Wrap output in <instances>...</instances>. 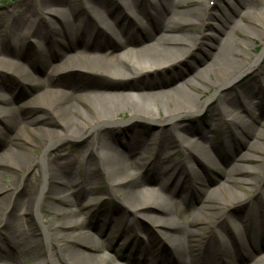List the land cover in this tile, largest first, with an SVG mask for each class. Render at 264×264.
Returning <instances> with one entry per match:
<instances>
[{
  "label": "bare ground",
  "instance_id": "bare-ground-1",
  "mask_svg": "<svg viewBox=\"0 0 264 264\" xmlns=\"http://www.w3.org/2000/svg\"><path fill=\"white\" fill-rule=\"evenodd\" d=\"M192 1L34 0L31 8L30 3L23 12H13L12 19L0 17L1 44L6 37L2 31L13 35L11 43L0 47V66L12 71L24 89L27 86L25 95L19 92L7 99L0 93V225L5 233L0 234V264H21L20 254L26 264H264V168L259 167L264 161V122L256 128L241 114L224 120L235 102L236 108L242 106L238 96L226 99L221 94L228 86H237L246 97L258 91L251 82L240 81L247 76L254 81L253 73H264V26L259 27L260 53L246 55L237 48L247 47L239 39L253 38L247 27L258 28L254 16L264 18V8L256 0H215L220 14L213 16L179 8ZM211 17L217 34L200 35V43L208 48L196 55L197 37L190 35L189 27ZM110 35L116 40L113 48ZM29 41L39 47L35 60L45 72L41 77L32 70L36 48ZM189 56L194 64L187 71L192 73L182 82L176 83L177 75H172L158 84L164 86L159 89L110 91L134 77L142 87L141 81L165 71L159 67L171 69ZM49 57L57 63L53 65ZM260 83L264 85L263 80ZM208 84L213 92L200 100L194 92ZM21 96H29L24 114L18 112ZM162 102L168 108L161 111ZM150 104L158 109L156 115ZM122 109L130 122L124 126L125 141L115 143L111 136L121 128L117 115ZM197 112H207L213 126L223 125L226 142L240 137L227 168L215 164L214 157L221 152L209 137L213 128L196 129L181 121L183 115ZM141 120L150 122V130L137 126ZM66 138L78 141L75 157L64 155ZM150 152L153 160H145ZM177 152L181 159L172 163L169 156ZM194 154L219 173L224 201L197 185L198 174L188 162ZM36 166L45 171L39 184L21 175L1 185L2 169L25 172ZM147 174L148 180L143 178ZM102 182L111 195L109 203L95 196ZM18 188L20 195L13 196ZM183 191L192 196L191 208L212 216L205 229L199 217L179 222L182 212L177 213L174 197ZM91 203L106 205L91 212ZM238 203L247 204L246 215L232 218L217 210H232ZM10 206H24L26 214L33 213L40 225L36 230L47 235L45 246L37 248L32 238L36 230H18L21 218L14 210L5 213ZM48 215L56 222H47ZM136 215L158 229L160 242L165 243L160 256L155 255L156 237L144 231ZM115 231L116 243L133 231L129 247L133 255L141 256L115 260L105 252Z\"/></svg>",
  "mask_w": 264,
  "mask_h": 264
},
{
  "label": "rangeland",
  "instance_id": "rangeland-1",
  "mask_svg": "<svg viewBox=\"0 0 264 264\" xmlns=\"http://www.w3.org/2000/svg\"><path fill=\"white\" fill-rule=\"evenodd\" d=\"M157 1V0H153ZM258 2V7L259 8H264V0H256ZM31 3V5H30ZM34 0H0V17L3 16L5 14L6 17H9V19H12L13 17H15L13 12H23L25 9V5H30L33 6ZM221 7L226 8L224 4H221ZM180 9H185V8H195L197 9V11L199 12H208V15L211 13L212 16L213 14H220L219 11V7H217V5H215V0H201L200 2L197 0H193L192 2H189L188 4H182L180 7ZM17 18V17H16ZM133 19V17H131ZM255 21L257 22V24H260L258 26V28L256 26L253 25H248L247 30L249 31V33H252L253 38H240L239 40L241 42H243L244 44L247 45V47H238L237 49L246 55H250V54H254V53H260L263 45H262V36L260 35L259 31L261 27L264 26V18L260 15L258 16H254ZM17 21H19V19H17ZM135 21V19H134ZM213 22H215V20L213 19V17L207 18V19H203V20H197V24L189 27L188 32L190 33L191 36H193L194 38L197 39L196 41V55H200V52L206 50L208 47L206 45H202L200 43V35L202 36L203 34H206L207 38L211 35V34H217V32L215 31V27H213ZM140 23L143 24V26L146 27V29H148V26L146 25V22L141 21ZM217 23V22H216ZM215 23V25H216ZM210 24V25H209ZM141 27V26H140ZM260 27V28H259ZM139 31V30H138ZM141 31V28H140ZM2 33L6 36L3 37V41L1 44L0 41V46L1 48L6 47L7 46V42L11 43V39L13 38L12 33L9 30H5L2 31ZM232 36L237 37V35H234L232 33ZM15 37V36H14ZM110 37H112L110 35ZM2 37H0L1 40ZM17 39V38H16ZM10 40V41H9ZM30 43H32V45L34 44L32 41H29ZM115 38L110 41L109 46H111L113 48V46H115ZM34 48H36L34 51H32V70L33 72H35V74L39 77L44 75V71L43 69L41 70L40 67H38L37 65V57L36 54L37 50L39 51V47H37V44H34ZM3 53H7L6 49L3 51ZM36 58V60H35ZM9 60V59H8ZM14 60H19V59H14ZM34 60L36 62H34ZM50 62L55 65L57 63V59H53L51 57H49ZM188 61L186 62H180L178 64H176L173 68L171 69H167L164 67H159L160 70H165L164 72L162 71H158L156 72V74L152 75L151 79H146V83L145 81H141L143 86L141 87L139 82V78H132L133 81H125L122 84H118L116 87H112L110 88V91H127V92H138V91H147V90H154V89H159L161 86L159 87L158 84L166 81L167 78H170L172 75H177L176 83L182 82V79H184L185 77H187L188 75H190L192 73V70L190 69L189 71H187L189 64H194V60L193 57L189 56L187 59ZM20 62V61H18ZM22 63L24 64L23 60ZM29 64V62H27ZM0 93L4 98H13L15 96H17L19 94V92H21L22 94L25 95V91L27 89V86H25L26 88L24 89L23 86H21L19 84V80L17 78V76H15V74L12 73V71L8 70L7 67L4 66H0ZM81 73V71H79ZM180 75V76H179ZM207 75V74H206ZM205 74L203 75V77H205L206 79L210 78L206 76ZM256 73H253L254 76V81L250 80L249 76L244 77L241 81L240 84H244L247 82H251L250 86L253 87L254 89H257L258 91H256V93H253L252 95H250L249 97L241 94V91H238L239 88L237 86H228L226 88H224L221 92V94L225 95L226 99H235V97L238 96V98L240 99V106H242V110L240 108H236V102L233 104V107H230L232 111V114L230 115V117L228 119H224V120H229V119H233L235 116H237L238 114L243 115V117L248 120L254 127L256 128H261V123L264 122V85L260 83V85H257V82H261L262 80L264 81V73L262 72L259 75H256ZM208 81V80H207ZM148 83V84H147ZM256 85V87H255ZM148 86H152V87H148ZM203 89L201 90H197V92H194L198 98L200 100H203L204 98L208 97L212 92H213V85H207V86H203ZM193 91V90H192ZM29 102V96H24V97H20V101L18 102L20 104V108L18 109V112L21 114H24L25 112H27V109L30 104ZM162 107L160 108V110H164V108H168L167 105L164 104V102L161 103ZM150 109L153 111L152 114L156 115L158 113V109L156 110L155 106L153 104H150ZM80 110L83 111V113H85V115H88L89 118H91V115L89 113V111H87V109L85 108H81ZM160 111V112H161ZM202 112H197L196 116H194V114H185L181 117V121L189 126H194V128L197 129V127H200L202 125H206L208 127L213 128V132L209 134L210 139H212V141H214L215 143H217L218 145V150L221 152L220 155L215 156V164H217L218 166L221 167H228L233 161H231V157L229 156L231 151L234 150V147L237 146V140L240 139V137L238 136L237 140H235L234 138L232 140H228L226 139V134L223 132V125H221L220 123L216 124L215 126H213L214 124L212 123V121L210 119L207 118V112L201 114ZM117 118L119 120H122L121 123V128L116 130L113 134H112V138L114 139V142L116 143H123V141H125L126 139V134H125V128L124 126L129 123L130 121L129 119V114L127 113L126 110L122 109L120 110L119 114L117 115ZM141 124L137 126H141L142 129H146V130H150V122H147L145 120H141L138 121ZM231 121H228V124H230ZM196 126V127H195ZM224 126H227V124H224ZM152 129V128H151ZM262 129L264 130V127H262ZM153 130V129H152ZM236 130V129H235ZM151 132V131H150ZM25 135H29L28 132L24 131ZM87 134V133H86ZM239 134V133H238ZM148 135L146 134L145 136H143L144 138H140L141 142L144 143V140L146 139ZM33 138V136H32ZM77 142L75 139H71V138H66L64 140V142L62 143L63 146V152L64 155L67 156H74L75 157V149H76V145ZM20 146V145H19ZM262 149L264 150V142L261 145ZM170 150V149H169ZM229 151L224 153V151ZM172 151V150H170ZM38 152V151H37ZM36 153V152H35ZM146 159L148 161L153 160L154 158V154L153 153H147V155L145 156ZM264 157V154L263 156ZM170 160L172 161V163L175 162V160H179L181 159V155L179 152H177L174 155L169 156ZM7 156L3 157V160H7ZM188 160V159H187ZM190 160V161H189ZM188 160V162L190 163V165L192 166V168L195 169V171L198 174V186L200 187H205L207 189L213 190V195L214 196H218L219 198H221V200L223 199V193L222 191L218 188L219 183H222L221 178L219 177V173L216 171L215 168L213 167H208L207 165H205V163L202 161L201 158H199V156L197 154H194V156L190 157ZM237 163H241V164H248L245 161H237ZM261 168H264V161L261 162L259 164ZM92 168V166L90 167ZM3 172V176H2V182L1 185L2 186H6L9 185V180L10 179H17L19 176H23L25 180L31 181L33 184H39L40 182L43 181V175L45 173L44 169L41 168L40 166H36V167H32L29 170L25 171V172H21L18 170H11V169H7L4 168L2 169ZM188 174L191 173V170L187 171ZM81 175V174H80ZM238 176H245L243 174ZM97 177V176H96ZM100 181L101 178L98 176L97 177ZM146 180L149 179V175H144V177ZM145 184V183H144ZM147 183V185L145 184V186H149ZM100 188L99 191L96 193L95 196H99L100 198L103 197L106 199V203H109L110 199H111V195H109L108 193V189L105 186V184L100 183L99 184ZM237 188V187H236ZM235 191L237 193H243L244 191L239 190V187L236 189ZM21 190L20 188L15 189L14 190V194L13 196H17L20 195ZM45 197V195H44ZM177 200V205L176 208L177 213H181V218L179 219V222L183 223V224H187V222L191 219V218H202L204 220V222L202 223L201 228L205 229L206 226H208L210 223V219H212L211 215H207L205 210H198L197 207L195 208H191L190 204H189V199L192 198L191 194L187 193V192H178L175 194L174 197ZM89 200V199H87ZM86 200V201H87ZM224 201V199L222 200ZM46 202V201H44ZM42 202V203H44ZM93 203L95 201H92ZM89 205V204H88ZM102 205V204H101ZM106 204H104V206H98V204H90L88 206V208L91 210V212H93V210L97 207H105ZM18 207H16V209H13V207H9L7 210H5V213H9L10 211L14 210V214L16 215V217H18L19 219L21 218V221L18 225V230L21 231L22 229L24 230H28L30 232V230H36L37 228L40 227L39 223L35 220L33 213L26 214V207H19V209H17ZM233 209L230 210H226L224 211L223 208H219L217 210H220V212H227L229 217L233 216H242V215H246L247 213V209L249 208L247 206L246 203H238L235 204L233 207ZM215 211V210H214ZM28 212V211H27ZM48 214H50V212L47 211ZM137 216V215H136ZM90 216H88L89 218ZM47 218V219H46ZM46 220L49 223H55V219L52 218L51 215L46 216ZM138 220H140V223L142 224L141 227L144 228V231L147 230L149 234L153 235L154 237H156V241H155V247H156V252L155 255L157 254V256H160V249L162 248L163 242L161 238H159V234H158V229L156 228L155 225H152L149 221H147L146 219H144L142 216H137L136 217ZM207 218L209 219V221H206ZM91 221V217L89 218ZM117 226H119V229L121 227V223H119ZM117 228V227H116ZM5 234L3 228L0 225V234ZM114 235H111L109 238L110 240H108L107 242V248L105 247V252H107L108 254H111L112 257L115 260H120L122 259L124 256H126L127 258H131V257H139L141 256V253H138L136 256L133 255L131 253V248L129 247V245L132 242H129L131 240V235L133 233L129 232L126 233L124 238H122L121 241H118L116 243V238L118 235V231L114 232ZM32 238L34 240H36L38 242L37 248H40L42 245H46L47 242V235H43V233H41L38 230H36V232L34 233V235L32 236ZM262 241H264V239H262ZM11 245V244H10ZM168 250L170 251V248L168 247ZM169 251H166V253L169 254ZM246 255L248 252H244ZM244 254V255H245ZM25 255L20 254V256L18 257V261H20L21 264H26L25 263ZM175 264V263H173Z\"/></svg>",
  "mask_w": 264,
  "mask_h": 264
}]
</instances>
